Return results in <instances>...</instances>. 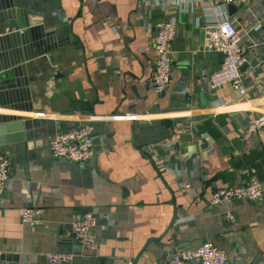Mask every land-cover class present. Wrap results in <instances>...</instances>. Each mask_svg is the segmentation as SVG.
Returning <instances> with one entry per match:
<instances>
[{"label":"crops","instance_id":"0c3cea01","mask_svg":"<svg viewBox=\"0 0 264 264\" xmlns=\"http://www.w3.org/2000/svg\"><path fill=\"white\" fill-rule=\"evenodd\" d=\"M2 1L0 14L10 5L40 18L41 32L52 35L25 62L28 108L0 105V117L26 123L23 130L0 125V155L10 165L0 195V264H46L44 255L55 252L71 255L67 264H165L173 252L205 242L230 264L264 262V129L246 133L264 114V0H240L226 11L244 54L242 99L229 84L209 87L222 56L202 48L206 2L179 12L157 0ZM171 18V81L156 94L155 25ZM0 31L9 35L5 23ZM10 77L1 70L0 82ZM93 115L136 119L94 123L87 163L53 158L49 139ZM252 177L262 198L210 205L213 191ZM27 207L41 210L32 223L20 220ZM85 212L97 216L98 248L77 243L60 252V234H71L73 217Z\"/></svg>","mask_w":264,"mask_h":264},{"label":"built area","instance_id":"2783aa9c","mask_svg":"<svg viewBox=\"0 0 264 264\" xmlns=\"http://www.w3.org/2000/svg\"><path fill=\"white\" fill-rule=\"evenodd\" d=\"M240 0H157L159 4H177L179 12L186 11L195 2H206L204 7V19L202 31L204 41L202 48L207 53L222 56L219 68L210 74L209 87L212 90L229 84L235 95L242 99L246 95V89L242 84L240 67L244 63V54L240 47V39L236 29L229 22L226 11L231 5ZM197 24L199 23L196 19ZM176 19L160 22L155 25L157 30L153 51L155 55L154 70L152 74V88L156 94H162L171 81V55L172 46L176 36ZM229 96L221 98L224 104L231 103ZM135 116H91L87 123L79 125L64 133L57 134L49 139L48 148L51 156L56 159H64L75 164H84L93 156V131L94 123L107 121H131ZM264 129V114L255 117L247 126L246 133L255 135ZM174 143H168L165 147H172ZM10 176V165L7 158L0 155V195L6 189ZM263 196L262 184L255 178H250L245 183L218 188L210 196V205L218 206L230 204L234 201L253 202ZM41 214L39 208L27 207L20 210L22 223H32ZM228 220L233 219L231 213L226 214ZM185 220V219H184ZM185 221H179L183 223ZM72 233L79 247L87 251H95L98 248V240L94 233L97 226V216L93 212H85L75 215L72 222ZM2 254L0 252V258ZM46 264H67L71 255L64 253H46ZM198 261L199 264H230L224 251L211 242H205L195 249H179L173 252L165 264H187ZM260 264H264L261 262Z\"/></svg>","mask_w":264,"mask_h":264},{"label":"water","instance_id":"95a60500","mask_svg":"<svg viewBox=\"0 0 264 264\" xmlns=\"http://www.w3.org/2000/svg\"><path fill=\"white\" fill-rule=\"evenodd\" d=\"M3 3L4 1L0 2V7ZM6 8L8 11L0 14V25L6 24L9 35L0 34V72L2 69L11 70L12 77L0 82V105L5 108L26 109L28 108L27 102L30 91L25 73V62L32 59L34 49L39 44L45 45L52 34H44L41 32L40 18L27 16L20 10H13L10 5ZM231 8L230 6L229 9ZM15 20L17 22L18 32L12 33ZM47 50L49 49L47 48ZM2 124H7L3 126H7L6 128L8 130H23L26 125L23 122V118L19 117H0V125ZM59 241L60 247L58 250L60 252H65L68 244L77 245L73 233L67 237L60 234ZM260 262L261 259L258 257L251 264H260ZM238 264L245 263L239 262Z\"/></svg>","mask_w":264,"mask_h":264}]
</instances>
